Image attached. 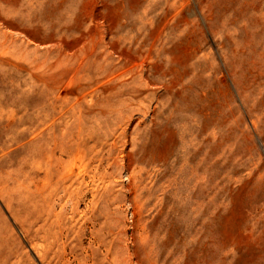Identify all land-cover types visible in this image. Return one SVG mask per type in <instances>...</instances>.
Wrapping results in <instances>:
<instances>
[{
	"label": "rangeland",
	"instance_id": "rangeland-1",
	"mask_svg": "<svg viewBox=\"0 0 264 264\" xmlns=\"http://www.w3.org/2000/svg\"><path fill=\"white\" fill-rule=\"evenodd\" d=\"M59 262L264 264V0H0V264Z\"/></svg>",
	"mask_w": 264,
	"mask_h": 264
},
{
	"label": "bare ground",
	"instance_id": "bare-ground-1",
	"mask_svg": "<svg viewBox=\"0 0 264 264\" xmlns=\"http://www.w3.org/2000/svg\"><path fill=\"white\" fill-rule=\"evenodd\" d=\"M28 146L30 149H32L33 147H35L37 144L36 143H34V140L32 139V140H29V141H27L26 142V144H25V146ZM26 146V147H27ZM40 147V146H39ZM38 147V151H39V153H40V155H44L47 151H43V149L41 150V148H39ZM47 154H48V152H47ZM53 175V174H52ZM52 175L50 174V173H46L44 176H45V178H50V177H52ZM24 181V180H27V179H20V181ZM41 185H38L37 186V188H35V189H32V192L31 193H29V192H27L28 194L26 195V199L27 198H31V199H34L35 201H37V202H44L45 201V197H46V200L48 201V195H50V196H52V195H54V194H56V191H57V189H65V181L63 182V184L62 185H59V183H57L56 185H55V188L54 189H44V192H45V197H39L38 196V193H37V191L39 190V189H41ZM66 190V189H65ZM66 193H68L67 191H66ZM47 207H52V205H50V204H48V205H46V206H44V207H38V210H40V211H43V210H45V209H47ZM98 210V209H97ZM103 210H99V211H97V213H96V215H95V217H99V216H101V215H103ZM61 215V214H60ZM59 216V215H58ZM63 216V215H62ZM98 222V221H97ZM54 224V227L55 228H57V227H59L61 230H68V228H67V226H62L61 224H60V218H58V221L56 222V223H53ZM63 224V223H62ZM99 224V223H98ZM50 229L52 228V227H50V226H48ZM70 228H71V226H70ZM70 228H69V231H70ZM72 230V229H71ZM101 236H103V235H101ZM105 237V236H104ZM106 239V238H105ZM102 239H100V241H101ZM112 241V240H111ZM106 242V241H105ZM101 243V242H100ZM108 243V241L106 242V244ZM105 244V245H106ZM103 245H104V243H103ZM110 247L112 246V245H109ZM112 250H110L109 248H108V252H111ZM60 263V262H59ZM60 264H66V263H60Z\"/></svg>",
	"mask_w": 264,
	"mask_h": 264
}]
</instances>
